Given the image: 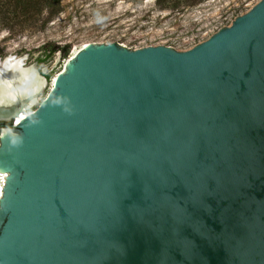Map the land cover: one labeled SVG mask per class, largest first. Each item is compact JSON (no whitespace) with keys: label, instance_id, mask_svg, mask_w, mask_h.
I'll list each match as a JSON object with an SVG mask.
<instances>
[{"label":"water","instance_id":"obj_1","mask_svg":"<svg viewBox=\"0 0 264 264\" xmlns=\"http://www.w3.org/2000/svg\"><path fill=\"white\" fill-rule=\"evenodd\" d=\"M19 112L0 264H264V0L185 52L89 44Z\"/></svg>","mask_w":264,"mask_h":264},{"label":"rangeland","instance_id":"obj_2","mask_svg":"<svg viewBox=\"0 0 264 264\" xmlns=\"http://www.w3.org/2000/svg\"><path fill=\"white\" fill-rule=\"evenodd\" d=\"M260 1L205 0L181 11H162L153 0H64L63 12L44 28L22 27L17 21L4 29L0 23L1 58L14 56L24 60L26 69L35 71L37 66L45 78L51 74L41 98L28 109L33 111L50 95L53 79L67 62L59 53L44 61L47 43L70 45V57L85 44H114L131 51L162 46L185 52L229 27Z\"/></svg>","mask_w":264,"mask_h":264},{"label":"bare ground","instance_id":"obj_3","mask_svg":"<svg viewBox=\"0 0 264 264\" xmlns=\"http://www.w3.org/2000/svg\"><path fill=\"white\" fill-rule=\"evenodd\" d=\"M88 46L89 44H85L83 48H87ZM78 52L76 51L72 57ZM34 72V69L25 68L24 60L17 59L14 56H9L6 60L0 61V112L3 110L0 113V117H5V115L8 117L16 111L19 112L20 109L25 110L28 107L34 106L39 101L45 83ZM57 76L53 79V86ZM19 114L16 121H14L15 126H18L22 120H25L29 116L27 110L19 112ZM5 134L10 136L12 132L6 130L4 136ZM11 158L13 157L2 155L0 157V165L6 167L12 163ZM5 178V172L0 170V199L3 185L6 182Z\"/></svg>","mask_w":264,"mask_h":264},{"label":"trees","instance_id":"obj_4","mask_svg":"<svg viewBox=\"0 0 264 264\" xmlns=\"http://www.w3.org/2000/svg\"><path fill=\"white\" fill-rule=\"evenodd\" d=\"M64 0H0V23L6 29L10 24L17 22L22 27L44 28L49 22L53 21L63 12ZM143 1V0H140ZM155 5L162 11H181L186 6L198 5L205 0H153ZM44 61L53 58L57 53L62 59H69L71 46H57L47 43L44 46ZM2 53L0 52V57ZM41 62H44L42 59ZM47 80L51 79V74L46 76ZM6 125V124H4ZM2 124L0 123V128Z\"/></svg>","mask_w":264,"mask_h":264},{"label":"flooded vegetation","instance_id":"obj_5","mask_svg":"<svg viewBox=\"0 0 264 264\" xmlns=\"http://www.w3.org/2000/svg\"><path fill=\"white\" fill-rule=\"evenodd\" d=\"M2 124V126H4V123H1Z\"/></svg>","mask_w":264,"mask_h":264},{"label":"clouds","instance_id":"obj_6","mask_svg":"<svg viewBox=\"0 0 264 264\" xmlns=\"http://www.w3.org/2000/svg\"><path fill=\"white\" fill-rule=\"evenodd\" d=\"M59 102V101H58Z\"/></svg>","mask_w":264,"mask_h":264}]
</instances>
